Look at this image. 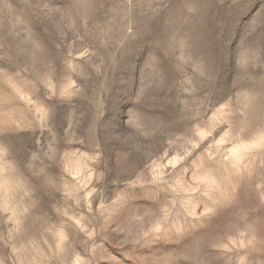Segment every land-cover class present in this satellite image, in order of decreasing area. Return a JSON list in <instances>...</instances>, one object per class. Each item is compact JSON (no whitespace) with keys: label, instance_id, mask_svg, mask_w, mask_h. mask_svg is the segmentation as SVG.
Listing matches in <instances>:
<instances>
[{"label":"rangeland","instance_id":"rangeland-1","mask_svg":"<svg viewBox=\"0 0 264 264\" xmlns=\"http://www.w3.org/2000/svg\"><path fill=\"white\" fill-rule=\"evenodd\" d=\"M0 264H264V0H0Z\"/></svg>","mask_w":264,"mask_h":264}]
</instances>
